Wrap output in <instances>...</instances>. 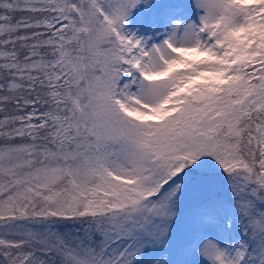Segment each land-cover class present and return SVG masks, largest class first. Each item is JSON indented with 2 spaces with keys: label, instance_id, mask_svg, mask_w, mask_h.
I'll return each instance as SVG.
<instances>
[{
  "label": "snow or ice",
  "instance_id": "1",
  "mask_svg": "<svg viewBox=\"0 0 264 264\" xmlns=\"http://www.w3.org/2000/svg\"><path fill=\"white\" fill-rule=\"evenodd\" d=\"M0 264H264V0H0Z\"/></svg>",
  "mask_w": 264,
  "mask_h": 264
},
{
  "label": "rangeland",
  "instance_id": "2",
  "mask_svg": "<svg viewBox=\"0 0 264 264\" xmlns=\"http://www.w3.org/2000/svg\"><path fill=\"white\" fill-rule=\"evenodd\" d=\"M133 23H135V21H133Z\"/></svg>",
  "mask_w": 264,
  "mask_h": 264
}]
</instances>
